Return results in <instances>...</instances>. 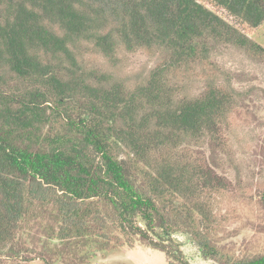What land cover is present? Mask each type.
I'll use <instances>...</instances> for the list:
<instances>
[{
  "label": "trees",
  "instance_id": "1",
  "mask_svg": "<svg viewBox=\"0 0 264 264\" xmlns=\"http://www.w3.org/2000/svg\"><path fill=\"white\" fill-rule=\"evenodd\" d=\"M263 26L264 0H0L4 264L33 260L23 235L45 204L63 218L62 240L112 227L129 247L137 238L182 263L163 243L178 249L180 233L202 259H223L212 237L226 182L190 148L225 151L238 99L214 80L189 96L179 75L209 63L216 43L264 52L249 40ZM84 43L109 61L144 50L154 65L126 88L79 66Z\"/></svg>",
  "mask_w": 264,
  "mask_h": 264
},
{
  "label": "rangeland",
  "instance_id": "2",
  "mask_svg": "<svg viewBox=\"0 0 264 264\" xmlns=\"http://www.w3.org/2000/svg\"><path fill=\"white\" fill-rule=\"evenodd\" d=\"M249 40L264 49V26L250 35ZM76 50L79 51L78 64L85 72L107 73L112 82L126 88L140 83L154 65L144 50L116 51L112 61L89 43L80 44ZM179 79L189 96L203 92L214 80L225 86L229 84L238 99L229 115V144L225 151L213 144H202L204 142L191 143L190 148L194 157L208 163L226 182V202L224 207L217 208L219 222L212 237L223 259H202L191 245H185L180 233L174 235L175 243L182 245L178 249L168 239L163 243L182 263L175 258L168 259L163 252L143 245L137 238L129 247L112 227L105 235L95 227L97 232L91 231L85 238L62 240L58 236L63 218L55 206L45 204L34 209L27 223L30 231L23 235L22 242L29 248L24 254L28 260H33L29 263L19 260L17 264H231L233 260L264 255V52L216 43L209 63H198L192 70L180 74ZM199 144L202 147H195ZM176 149L180 152V145ZM125 165L132 169L127 160ZM5 262L10 261L0 259V264Z\"/></svg>",
  "mask_w": 264,
  "mask_h": 264
}]
</instances>
